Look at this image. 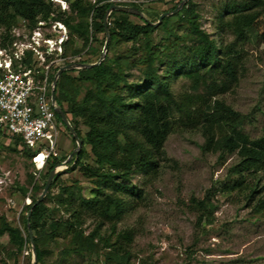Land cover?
Here are the masks:
<instances>
[{
    "label": "trees",
    "instance_id": "trees-1",
    "mask_svg": "<svg viewBox=\"0 0 264 264\" xmlns=\"http://www.w3.org/2000/svg\"><path fill=\"white\" fill-rule=\"evenodd\" d=\"M66 1L69 5L67 16L61 12L55 13L49 0H0L3 40L9 37L12 28L21 20L26 22L30 30L39 21L58 22L69 31V39L63 44V64L71 62H65V59L67 50L71 49L70 45L75 40L82 45L72 48V58L87 49L98 59L96 56L100 52H96L92 44L99 35L105 37V13L115 4L110 0ZM251 2L226 4L221 17H229L225 27L237 40H247L251 32L264 42V4L260 0ZM257 4L263 6V10H255ZM116 5L141 9L135 3ZM130 15L116 11L110 14L107 53L99 65L65 71L56 84V103L67 117L70 116V124L82 141L81 149L68 162L67 171L72 173L78 170L94 186L87 197L77 196V204H74L75 194L71 187L60 188L52 199L65 205L69 217L52 222L51 230L45 217L53 211L44 203L46 196L32 209L29 226L26 216H22L23 231L0 217V237L6 235L13 247L12 264H17V256L26 245H30L28 230L34 235L36 264H45V249L61 236L70 239V248L63 251L65 254L72 251L78 255H99L104 243V246L112 248L105 253L106 262L127 264L131 255L124 249L123 243L131 242L132 233L127 231L120 234V244H117L118 240L115 244H108L99 231L105 223L112 225L118 222L132 198L141 199L140 190L130 184L133 175L146 179H155L159 175L165 160L164 143L172 131L171 106L179 113L180 128L202 130L203 151L237 156V163L229 169L232 181L225 184L224 190L229 193L247 191L249 196L257 193V188L250 186L249 178L253 181L259 173L264 172V134L259 139L250 140L241 132L245 117L221 101H212V97L226 92L238 81L240 52L218 46L200 28L199 14L192 0L185 3L176 14L164 18L157 27L145 20L141 24L132 23L128 18ZM159 15L152 16L150 22L156 23ZM180 29H185L186 33L179 35ZM159 31L164 36L160 43L155 44L154 36ZM187 40L192 44L180 51V43ZM119 44L132 46L122 51ZM24 63L31 67L30 53H27ZM58 68L54 67L51 71L50 81ZM132 69L139 72L138 81L129 80ZM180 77L190 80L194 91L203 85L205 94L183 93L176 99L171 83ZM56 120L68 132L57 114ZM81 127L85 129L84 134ZM0 136L7 137L1 129ZM8 139L32 160L33 154L20 138ZM89 156L93 158L94 166L85 163V158ZM66 158H49L44 166L46 173L43 178H47ZM38 166H41V162H38ZM59 176L61 173L55 176L52 181L54 184ZM22 192L23 195L27 194L25 189ZM36 201L34 197L31 205L26 207L25 214ZM195 203L201 217L208 220L215 209L209 192L203 200ZM258 206L263 207L264 200H259ZM83 215L97 222L89 234H85L81 228L80 219Z\"/></svg>",
    "mask_w": 264,
    "mask_h": 264
},
{
    "label": "rangeland",
    "instance_id": "rangeland-1",
    "mask_svg": "<svg viewBox=\"0 0 264 264\" xmlns=\"http://www.w3.org/2000/svg\"><path fill=\"white\" fill-rule=\"evenodd\" d=\"M49 1L55 13L61 12L65 16L69 14L66 0ZM110 1L115 5L118 3L140 5L141 9L138 11L150 22L155 14H160V17L164 13H169L184 0ZM192 1L196 4V11L199 14L200 28L218 46L224 49L233 48L240 52L238 81L226 92L212 97V101H221L244 116L241 132L250 140L259 139L264 134V42L251 32L247 40H237L225 27L229 17H221L226 4L252 2L251 0ZM260 1L264 4V0ZM262 7L257 4L254 8L263 10ZM128 18L135 24H141L144 20L132 14ZM14 28L18 29L19 40L22 42H30L35 30L38 33L35 39L37 42L39 40L41 46H58L60 40L64 39L61 43L63 46L69 39L68 29L64 27L60 30L54 23H46L42 26L37 24L30 30L27 26L22 27L18 21ZM3 32V28L0 27V34ZM185 33V29L178 30L179 35ZM163 36L162 32H156L154 43H160ZM43 39L51 40L50 45H45ZM108 40L106 35L105 37L99 35L93 42L94 50L100 52L96 56L98 59L87 49L72 58L70 56L72 48H80L82 45L75 40L70 45L71 49L67 50L65 62L88 65L93 64L91 63L93 61L97 62L105 44L106 55ZM191 44L189 40L180 43L179 50L182 51ZM118 46L123 51L132 45ZM56 60L54 55L46 59L47 63H52L50 69L52 72L55 66L67 65L60 61L54 63ZM131 74L130 81L139 80L140 74L136 69H132ZM72 75L77 76L76 73ZM191 86L193 85L190 80L180 77L172 81L171 90L176 99L183 93L205 94L206 88L203 85H199L197 91L192 90ZM170 109L172 131L164 143L165 160L159 175L155 179H146L140 175H133L130 178V184L140 190L141 199L132 198L122 218L112 225L105 223L100 228V235L108 240V244H115L117 240V244H120L122 243L118 239L120 234L127 231L132 233L131 242L123 243L124 249L131 255L127 264H264V206H258V201L264 200V172L259 173L253 181L249 178L250 186L257 188L254 196H249L247 191L226 192L225 184L232 181L229 169L237 163V156L203 151L202 130L180 128L179 113L172 106ZM67 118L70 120V116ZM80 130L82 134L85 133L84 128L81 127ZM75 149L76 144L73 143L72 137L61 126L58 130L56 150L62 157L68 158ZM86 150L89 152L88 147ZM84 161L94 166L91 156ZM67 164L59 168L58 173H61V176L55 184L51 183L45 195L44 203L53 211L45 217L49 230L52 222L69 217L65 212V205H60L52 199L59 193L60 188L71 187L75 194L74 204H77V196L87 197L94 186L93 182L83 178L78 170L68 172ZM45 173L46 170L32 162L20 147H15L14 142L0 136V217H4L23 231L21 218L23 215L26 216V207L31 205L33 198L38 199L41 195L48 178H43ZM23 189L27 190L26 195H23ZM208 192L215 209L206 220L201 217L195 202L203 200ZM80 221L85 234L92 232L97 225V222L88 215H83ZM102 245L103 249L99 255H78L72 251L65 254L63 251L70 248V239L61 236L45 249L44 262L45 264H111L105 261V253L112 248L104 246V243ZM12 251L13 247L9 244L8 237L6 235L0 237V264L13 263ZM32 262L31 245H26L17 256V264H32Z\"/></svg>",
    "mask_w": 264,
    "mask_h": 264
},
{
    "label": "built area",
    "instance_id": "built-area-1",
    "mask_svg": "<svg viewBox=\"0 0 264 264\" xmlns=\"http://www.w3.org/2000/svg\"><path fill=\"white\" fill-rule=\"evenodd\" d=\"M53 23L60 30L65 27L62 23ZM20 24L27 26L23 20ZM37 24L46 23L39 21ZM33 34L30 42L19 40L16 28H12L6 40H3L4 32L0 34V129L8 138H20L33 154L32 162L38 164L41 157L40 167L44 168L49 158L62 157L56 150L58 130L62 125L56 120V100L52 97V63H47L46 59L54 55L57 59L54 63L63 62L61 43L64 39L58 46H41L35 39L38 33L34 30ZM43 41L50 45L51 40ZM27 53L31 55V67L24 63ZM72 157L57 165L58 168L64 167Z\"/></svg>",
    "mask_w": 264,
    "mask_h": 264
},
{
    "label": "water",
    "instance_id": "water-1",
    "mask_svg": "<svg viewBox=\"0 0 264 264\" xmlns=\"http://www.w3.org/2000/svg\"><path fill=\"white\" fill-rule=\"evenodd\" d=\"M189 0H184L183 2L180 3V5L178 7H176L173 11L169 12V13H164L162 14L158 21L154 24L150 23L149 21H147L146 19H144L142 17V14L140 11L132 8V7H128V6H121V5H111L106 13H105V17H104V28H105V34L107 36V40H108V30H107V24H108V18L110 16V14L113 12V11H116V12H123V13H129V14H132V15H135V16H138L140 18H143L145 21H147L149 24H151L152 26L154 27H157L164 18L166 17H169V16H172L174 14H176L178 11L181 10L182 6L187 3ZM103 52H102V55L100 57V59L93 63V64H78V63H72V64H67L65 66H62L60 67L55 76H54V79H53V84H54V91L52 93V97H53V100L55 101V89H56V84H57V81L60 77V75L65 72V71H71V70H81V69H89V68H92L94 66H97L99 65L102 60L104 59V55H105V51H106V44L103 48ZM56 102V101H55ZM56 113L57 115L60 116L63 124L65 125V127L67 128L68 130V133L70 134V136L72 137V139L75 141V144H76V149L74 150V152L71 154V156H73L75 153H77L81 147H82V141L78 138L76 132L74 131L73 127L71 126L66 114L64 113V111L61 109V107L56 103ZM59 171V168L58 166H56L50 173H49V176L47 178V181L45 183V186H44V189L41 193V195L39 196V198L37 199V201L35 202V204L31 207V209L28 211V213L26 214V220H27V226L28 225V222H29V218H30V215H31V212H32V209L38 205L39 203H41L52 183V181L54 180L55 176L57 175ZM28 234H29V240H30V245H31V249H32V257H33V262L32 264H36V253H35V248H34V244H33V236H32V232L31 230H28Z\"/></svg>",
    "mask_w": 264,
    "mask_h": 264
},
{
    "label": "bare ground",
    "instance_id": "bare-ground-1",
    "mask_svg": "<svg viewBox=\"0 0 264 264\" xmlns=\"http://www.w3.org/2000/svg\"><path fill=\"white\" fill-rule=\"evenodd\" d=\"M41 160H42V158L40 157V158L38 159V162H41Z\"/></svg>",
    "mask_w": 264,
    "mask_h": 264
}]
</instances>
